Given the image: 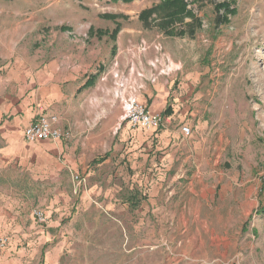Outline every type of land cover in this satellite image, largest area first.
Returning <instances> with one entry per match:
<instances>
[{
  "label": "rangeland",
  "instance_id": "obj_1",
  "mask_svg": "<svg viewBox=\"0 0 264 264\" xmlns=\"http://www.w3.org/2000/svg\"><path fill=\"white\" fill-rule=\"evenodd\" d=\"M165 1L0 0L1 103L13 110L25 96L24 84L51 61L89 64L118 94L137 99L127 80L150 82L151 74H161L166 69L162 48L167 47L181 57L187 76L181 82L197 80L192 89L181 90L182 98L192 92L188 103L181 102V127L191 130L180 141L181 207L197 208L198 220L210 223L201 231L226 237L245 264H264V0ZM122 107L120 101L123 115ZM26 144L36 149L43 143ZM179 182L155 179L138 189L149 191L152 184L165 190L166 195L154 197L161 207L164 200L176 201L168 192ZM139 194L138 208L149 199L148 193ZM170 208L168 230L162 229L161 209L152 215L138 211V220L147 218L153 226L137 230V262L122 263L166 264L156 241L169 236L177 242L181 216L188 219L177 206ZM151 231L153 254L143 242Z\"/></svg>",
  "mask_w": 264,
  "mask_h": 264
},
{
  "label": "crops",
  "instance_id": "obj_2",
  "mask_svg": "<svg viewBox=\"0 0 264 264\" xmlns=\"http://www.w3.org/2000/svg\"><path fill=\"white\" fill-rule=\"evenodd\" d=\"M162 49L166 69L161 74H151L150 82L130 78L126 83L138 93L140 103L163 115L157 131L121 126L119 91L102 72L95 76L89 64L51 61L24 84L25 96L13 110L3 107L0 97V237L9 241L0 251V264L136 263L137 230L153 226L147 218L139 221L138 211L152 215L161 209L162 229L168 230L170 206H177L188 219L181 216L177 242L169 236L156 241L162 246V263L245 264L226 237L201 231L210 223L198 220L197 208L181 207V102L188 103L192 93L182 98L181 90L197 80L181 82L187 78L181 57ZM39 107L57 116L59 127L71 132L68 141L41 142L36 149L27 146L23 130ZM29 164L31 174L26 172ZM155 179L180 180L168 192L176 201L164 200L159 207L154 197L166 195L165 190H154L152 184L149 191L138 189L142 182ZM141 192L149 199L138 208L134 204ZM34 210L45 214L44 225L34 219ZM143 242L153 254L152 231Z\"/></svg>",
  "mask_w": 264,
  "mask_h": 264
},
{
  "label": "built area",
  "instance_id": "obj_3",
  "mask_svg": "<svg viewBox=\"0 0 264 264\" xmlns=\"http://www.w3.org/2000/svg\"><path fill=\"white\" fill-rule=\"evenodd\" d=\"M120 84L118 87L122 88ZM122 102V121L127 123L133 130L157 131L163 123V115L160 112L150 111L147 106L140 103L133 94L123 97V94H117ZM57 116L45 112L41 107L38 108L35 119L23 130V139L28 144L40 142L68 141L71 138V132L59 127ZM181 134L184 137L191 135L188 126L181 127ZM38 224L46 223V216L42 211L34 210L32 213ZM7 237H0V249L7 245Z\"/></svg>",
  "mask_w": 264,
  "mask_h": 264
},
{
  "label": "trees",
  "instance_id": "obj_4",
  "mask_svg": "<svg viewBox=\"0 0 264 264\" xmlns=\"http://www.w3.org/2000/svg\"><path fill=\"white\" fill-rule=\"evenodd\" d=\"M124 1H126V0H124ZM128 1V0H127ZM166 2V4H173V2H178V4H182L183 3V0H167V1H165ZM184 4V3H183ZM182 10H185V8L184 9H182Z\"/></svg>",
  "mask_w": 264,
  "mask_h": 264
}]
</instances>
